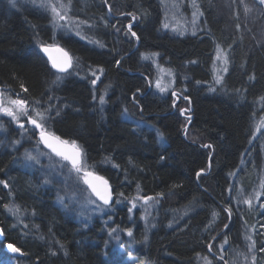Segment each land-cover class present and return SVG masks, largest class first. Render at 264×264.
<instances>
[{
    "label": "trees",
    "instance_id": "16d2710c",
    "mask_svg": "<svg viewBox=\"0 0 264 264\" xmlns=\"http://www.w3.org/2000/svg\"><path fill=\"white\" fill-rule=\"evenodd\" d=\"M78 1L67 3L70 17L87 22L81 28L83 39L55 28L44 13L40 22L39 18L32 19L37 12L34 7V12L27 7L10 11L11 17L0 15V79H11L15 93L23 85L26 93L32 94L24 96L33 101L42 86L51 87L52 77L48 75L56 73L47 65L29 29L37 32L40 27L47 38L44 43H57L72 54L79 76L52 86L55 95L63 97L59 103L61 115L53 117L57 121L52 123V130L63 139L69 135L79 140L93 171L108 180L114 194L111 212L94 216L89 225L76 223L50 202L53 188H46L38 168L33 172L20 162V149L15 151L13 144L11 149H4L0 144V180L9 184L8 188L0 184V264H201L203 259H212L207 244L219 230L220 245L225 238L228 241L224 256L228 264L234 260L251 264L252 256L256 264H264V252L259 250L264 247V209L259 207L264 195L259 202L253 200V208L243 204L240 211L246 219L241 227L255 241L251 252V241L246 244L240 232L241 221L231 225L219 201L232 174L238 194L262 191L264 148L259 150L254 143V127L264 119V40L259 39V32L264 34V7L250 0L254 12H249V19L254 24L247 28L241 7L237 20L217 18L211 0H195L202 13H198L196 31L170 36L163 29L164 6L160 0H118L121 11L130 10L137 17L133 30L140 43L132 48L134 41L125 35V20L107 16L99 0H85L98 3L92 5L93 10L101 9L96 17L103 23L93 18L92 29L87 24L93 10L76 12L72 5ZM27 15L31 16L24 20ZM93 39L103 47L99 44L96 49ZM217 46L229 57L222 84L215 83L211 69ZM143 50L160 53L159 62L174 75L173 86L189 97L190 123L186 124L183 117L186 122L182 126L171 112L170 92L166 96L151 90L140 94L146 89L144 78L137 73L144 69V62L139 60ZM177 65L181 67L177 69ZM99 69L103 73L94 86L92 72ZM251 76L255 79L250 80ZM132 94L138 105L135 119L128 116L134 106ZM100 95L105 97L103 105L98 101ZM186 125L187 138H183ZM260 132L264 135L263 129ZM12 133L11 138L15 135ZM193 133L212 145L211 155L209 148L194 144ZM208 159L209 171L197 179L196 173L207 169ZM64 179L57 180L63 187ZM137 195H151L155 200L143 207L137 201L140 207L129 213V201ZM3 200L12 201L24 214L13 215L2 205ZM112 229H116L113 237L109 236ZM127 229L133 236L127 235ZM116 237L119 248L113 243ZM7 242L19 247L24 255H12L5 249ZM237 252L244 253L247 260L237 257Z\"/></svg>",
    "mask_w": 264,
    "mask_h": 264
},
{
    "label": "snow or ice",
    "instance_id": "6c2138e0",
    "mask_svg": "<svg viewBox=\"0 0 264 264\" xmlns=\"http://www.w3.org/2000/svg\"><path fill=\"white\" fill-rule=\"evenodd\" d=\"M257 4L261 7H264V0H256ZM104 3L107 4L108 0H104ZM13 5L15 6V0H13ZM40 7L49 10L52 16L53 24L56 25L57 21H64L65 24L69 22V17L67 16V7L64 4L63 0H42ZM248 9L246 8V11ZM108 14L111 16L112 10L111 5L108 6ZM198 13L194 12L193 16L195 17ZM202 15V13H199ZM122 16H130L133 21L137 19L136 15L132 12L128 13H121ZM103 19V18H102ZM82 23H87L82 22ZM108 21L105 20V26H107ZM59 27H63L64 25H56ZM91 27V26H90ZM112 27H116L115 25H112ZM165 28L168 27L167 24L164 25ZM133 25L132 23H129L127 25V29L125 31V35L128 36L130 34V38L134 37L136 40H139V37L137 36V33L132 30ZM116 31H120L119 28L116 29ZM79 34V33H77ZM95 43L100 44L99 41H96ZM101 47H103L102 44H100ZM41 50L47 55L48 60L51 63V67L56 70L57 73H67L71 74L70 70L74 69L73 64V57L62 47H60L56 43L47 44V43H41ZM53 53H56L54 55ZM158 55L156 53H153L151 55L149 54H142V58L147 60L151 59L153 56ZM215 59L220 62L222 67L218 70L217 75L215 77V83L216 84H222L224 80V76L222 73L228 72V64H229V57L227 54L223 53L222 49L217 46L216 50V57ZM120 61L117 60L116 64L119 65ZM101 74L103 73V69L98 70ZM92 75L95 77V79H92L91 83L93 85L96 84L97 80L100 79L99 75L94 71L92 72ZM62 77L60 75L56 76V81H60ZM250 80H254L255 77L251 76L249 77ZM199 84L200 82L197 81ZM155 87L159 90L161 93H165L168 91V87L162 84L160 79H157L155 81ZM21 89L25 92L28 91L27 88H25L23 85H21ZM212 91H215V88L211 89ZM139 92V89L137 90ZM173 97H179L177 96V93L175 91L172 92ZM51 99V98H50ZM93 99L96 100L97 97L93 95ZM136 97L135 94L133 95V100L135 101ZM183 99L189 100V97L184 96ZM261 100H264V97H261ZM98 101L100 105H103L105 103V97L104 95H100L98 97ZM190 102V101H189ZM173 106H175V100L173 102ZM190 110L188 109H181L180 114L181 116H186V119L188 122H191V116L186 115ZM127 112V109H125V113ZM0 114L3 116H7L11 119L12 122H15L18 127L25 131H31L33 135L38 136V144L43 145L44 148L48 149V152L41 153L43 155H48L49 158L58 157L60 160L65 162L61 165L62 168H69V174L75 173L77 176V179H83V183L87 185L88 189L91 190V194L96 197V200H90L91 203L96 204V207L98 210L103 211L104 206L111 205L113 201V191L111 186L109 185L108 180H106L103 176L97 175L95 172L88 169L86 162L84 160V153L81 148V146L77 143L75 140H68L63 139L61 136L56 135L54 132H52L48 125L53 119V106L49 104L47 107H44L40 101H34L32 104H29V102L25 99H22L17 94L16 98H12L10 94H8L4 89H0ZM61 110L57 109L55 111V116H60ZM25 123L31 125V129L25 128ZM2 127V125H0ZM139 127V125H137ZM261 128H264V120L260 122L259 125H257L256 131H260ZM185 134H187V127L184 129ZM160 137L163 138V134L159 133ZM16 143H19V141H16ZM202 147L205 148H212L211 144L203 145ZM26 159L29 161H34L36 164L40 163L39 155H32L31 153L26 152L25 153ZM163 159V157H161ZM70 166V167H69ZM204 170L201 169L199 172L196 173L197 178H199L203 174ZM50 181L45 178L44 183H49ZM0 184H3L4 188H8L9 184L7 181L0 180ZM262 191L254 192L253 194H250L248 196H244L243 192L241 191L238 196L230 195L229 204H231L232 200H235L236 203L247 205L249 209L253 208V200L259 202L260 196L264 195V182L260 185ZM137 191L139 192V185H137ZM230 194L232 193V187H229ZM119 196H124V193H119ZM162 195V194H158ZM155 200V197L152 196H140L137 195L135 198L130 200L131 207L128 208V212L132 213L133 209L137 207V201H142V207L149 204V201ZM99 201L100 203H97ZM119 202V201H117ZM5 209L12 213L13 215H16L19 212V208L15 206L14 204H6L4 205ZM259 207L261 209H264V202L259 203ZM224 211L228 214V217L230 218L232 215V207H226ZM216 213H213V217H215ZM25 228L28 227L27 224L24 225ZM228 226L225 225V228ZM261 227H264V225H261ZM3 230H0V234H2ZM127 235L129 237L133 236V232L131 229H127ZM116 229H112L109 235H112V233H115ZM117 241L119 240V237H116ZM251 241V244L249 245L248 251L251 252L253 248L255 247V241L251 239V237L247 238ZM228 243L227 239L225 238L223 244L219 245V256L218 259L223 261V264H228V261L225 260V245ZM121 248H123V245H120ZM7 248L12 253H18L20 255H24V253L21 251L19 247L14 246L13 244L9 243L7 244ZM209 251L212 250V245L210 244L208 246ZM260 251L264 252V247H261L259 249ZM55 254V253H53ZM131 255V253H129ZM215 257V254H213ZM236 256H244V259L247 260V256L244 253L237 252ZM205 264H212L210 260H205ZM233 264H237V261L234 260ZM251 264H256V257H251Z\"/></svg>",
    "mask_w": 264,
    "mask_h": 264
},
{
    "label": "rangeland",
    "instance_id": "374dc122",
    "mask_svg": "<svg viewBox=\"0 0 264 264\" xmlns=\"http://www.w3.org/2000/svg\"><path fill=\"white\" fill-rule=\"evenodd\" d=\"M231 1H233L232 2V6H231V3H230V0H211V2H210L211 6H214V4H215L214 14L216 15V17L219 18V17L228 16L229 19L231 18V20H233V19L237 20L238 19L237 13L238 14L241 13V11L239 10V8L241 7L242 8L243 22H245L246 27L249 28V25L253 26L254 23H252L251 20L249 19L250 18L249 12L250 11L254 12L252 10L251 6H249L250 0H239V1L238 0H231ZM12 2H13V0H12ZM18 2L19 3L20 2H25V4L26 3L27 4H32V6L35 9H39L40 10L39 6H40L42 0H15V5ZM63 2H64V4L66 5V7L68 9L67 10V16L69 17V15H70V5L67 3V0H63ZM87 2H85V0H80V1L77 2V4L72 5V7L74 8V10L76 12H81L82 10H83V12H86L88 9L93 10L92 9V5L95 6V7H96V5H98V3H95L93 1H91V2L87 1ZM117 2H119V1L118 0H108V3H110L111 8H112V14L110 16L112 18H114L115 14L118 13L119 11L122 12L121 8L117 7ZM160 2H161V5L164 6L165 22L163 24V29L165 31H167V32H170L172 34L170 36H173V35H177V36L181 35L182 36V35H186V34L190 35V33H193L194 31H196V29H197L196 25H197V23L199 21V15L197 14L194 17L193 13L194 12L199 13V11L197 9V4H195V0H160ZM101 3L103 4V7H104V9L107 12L106 15L109 16V14H108V6H109V4L107 3V5L105 6L104 0H101ZM233 3H234V9H233ZM246 8L248 10L244 11V9H246ZM97 9L98 10H96V11L95 10L92 11V14H90L91 17L89 16V20H91V21H90V23L87 24V26L88 27L91 26L92 29L94 27L93 23L95 22V20H93V18H95L97 20V23L101 22V20L96 17V15L100 16L99 13L101 12V9H99V8H97ZM104 17H105V15H104ZM115 18H117V16ZM136 20L132 21V18H131L132 22L131 21L130 22L133 24V23L136 22ZM101 23H103V22H101ZM61 24H63L64 26L63 27L56 26V25H61ZM165 24L168 25L167 28L164 27ZM56 25H55V28H57L58 30L61 29L63 31H67V32H70V33L74 32L75 34L82 33L81 28L83 26V23H80V21H78L75 17H69V22L67 24H65L64 21H57ZM247 34H250L249 30L247 31ZM259 35L261 36V37H259V39L262 38V41H263L264 40L263 31H260ZM251 37H252L253 40H255L256 36H254V35L252 36L251 35ZM96 41H98V40H94L93 39L94 44L95 45H99V44L95 43ZM117 41H120V38ZM50 44H52V43H50ZM153 53H155V52H151V51L148 52L149 55H151ZM156 54H158V55H155L151 59H147V60L143 59L142 57H139V60L144 62V65H143L144 69L142 71H138L137 73H139L142 76V78H144L145 83H146L145 91L144 92L140 91V93H147L150 90L152 92H155V93L159 94L160 96L161 95L162 96H164V95L166 96V95H168L167 94L168 92H170L172 94V92H173L172 90H174L176 93H180V92H178L177 89L173 88L174 87L173 86L174 85V81H173V76L174 75L171 74V71H168V69L165 66L161 65V63L159 62L158 58H159L160 53L156 52ZM215 57H216V52H215V55L213 57L214 59H213L212 68H211L214 78L216 77L218 70L222 67L220 62L217 61L215 59ZM180 67L181 66L177 65V69H179ZM144 71H146L148 74H146V72H144ZM95 72L100 77V74H98V70H95ZM94 79H95V77H94ZM157 79H160L162 84H164L165 86L168 87V91L167 92L161 93V92H159L158 89H156L155 81ZM98 81L99 80H97V82ZM171 98H172L171 99V101H172L171 103H172L173 112L178 117V120L180 121V124H182V126H184V123L186 121H185L184 118L182 119L183 116H181L180 110L181 109H186V107H188L189 104L186 105L187 102L186 101L184 102V99H182V101L179 100V102H177L178 101L177 97H173L172 96ZM174 100H175L176 107L175 106L173 107ZM131 105H134V106L129 109L128 113L130 112L131 114L129 113L128 116H129L130 119H135V117H136L135 113H136V111H138V105L135 104L134 100L131 102ZM0 117H1L0 125H2V127H0V132H3V133L5 132V130H4L5 129L4 121L10 122V123H12V125H14L15 127L19 128L18 125L15 122H12L9 117L3 116L2 114H0ZM191 119H192V116H191ZM262 120H264V119H262ZM261 121L259 120L256 123L255 127H254V132H255V134H254L255 135L254 136V143L256 145L258 143L257 146H259V150L264 148V135H263V132L256 131L257 125H259ZM188 123L189 122L187 120L186 124H188ZM140 124H141V122H140ZM27 125L28 124L25 123V126H27ZM185 127H187V125ZM261 129H263V131H264V128H261ZM192 139H193L194 144L199 145L203 149H206L205 147H202V146L206 145L207 143H205L203 141L202 136L200 134H198V133L194 134L193 133ZM212 149L213 148L209 149V151H208L209 155H211L213 153ZM28 151H30L28 153H31L34 156L39 154V153H37L39 150L36 147H33V149L30 148ZM44 151L48 152L47 150H43V152ZM261 153H262V160L264 162V150H262ZM55 158L56 157H54V156L52 158V160L54 161L53 164H49L47 162L42 164L43 171H47V172H42V174H43L42 177H44L43 179L47 178L50 182L53 181L51 179H54V180L60 179L61 180L62 178H65L64 181H67V180L71 181L72 189L69 186V184H66L64 187L63 186L60 187V189L64 188V189H61V190L64 191V193H63L64 194L63 202H65V204H66L67 200H69V199H75V198L78 199L79 204H77V205L81 206V209L83 211H85L87 213V215H89V218L94 213H98L99 215H104V214H107V213L111 212L110 206H104V210L103 211L98 210L97 207H96V204H93V203L90 202V200H95V198L88 191L87 185L83 183V179H79L78 180L75 173L69 174V168H62L61 167V165L64 164L65 162L61 161L58 158H56V159ZM39 159H40V156H39ZM29 163L36 164L34 161H29ZM41 163H43V162H41ZM41 163H39V164H41ZM39 164H37V165H39ZM262 174H264V168H263ZM262 178H263V176H262ZM43 183H44V181H43ZM44 184H46V183H44ZM57 188H58V192H61V190L59 191V187H57ZM59 200H62V198L59 197ZM137 206L140 207L139 204H137ZM72 211H74L76 214L80 213V209L79 210H72ZM228 222H230V221H228ZM215 230L217 231V229H215ZM219 231L221 232V230H219ZM241 231H242V233H241L242 234V238L245 239V243L249 244V240L247 239L249 237V234H250L249 231L246 232V230H244V228L240 227V232ZM220 232L217 231L215 233L216 237H213L214 239L212 238L211 241H209V244H207V250H209L208 246L210 244L212 245L213 249H215L216 247L219 249V245L221 243L220 240L222 239V238H219L220 234H221ZM224 258H226V257H224ZM205 260L206 259H203V263L204 264H205ZM225 260H227V259H225ZM222 264H223V262H222Z\"/></svg>",
    "mask_w": 264,
    "mask_h": 264
},
{
    "label": "bare ground",
    "instance_id": "6f19581e",
    "mask_svg": "<svg viewBox=\"0 0 264 264\" xmlns=\"http://www.w3.org/2000/svg\"><path fill=\"white\" fill-rule=\"evenodd\" d=\"M100 2H101V0H99ZM9 2H10V4L6 1V0H0V15L3 17V18H5V17H11V14L12 13H10V11L11 12H15L16 10H20V9H27V7H29L31 10H33V12H34V8H33V6H32V4H25V2H18L15 6L13 5V2H12V0H9ZM107 4H105V6H106ZM40 7V6H39ZM13 9V10H12ZM37 12H34V15H33V17H31L32 19L33 18H35V19H38L37 21L38 22H40L41 21V19H42V13H44L45 15H46V17H48V21H51L52 22V16H51V13H50V11L49 10H46V9H44V8H42V7H40V10L39 9H35ZM128 10V9H127ZM128 12H130V10L129 11H126V10H124V11H122V12H118V13H116L115 14V17L117 16V18H119V19H123V20H125V27L127 28V25L129 24V23H131L132 21H131V17L130 16H122L121 15V13H128ZM29 16H31V15H27V17L26 18H24V20L25 19H27V18H29ZM70 17V16H69ZM130 19V20H129ZM29 20V19H28ZM131 21V22H130ZM53 23V22H52ZM26 24H28V23H26ZM54 25V24H53ZM133 25V28H134V23L132 24ZM29 26V25H28ZM55 26V25H54ZM30 27V26H29ZM42 27H43V22H42ZM41 27V28H42ZM117 28H119L118 26H116ZM34 29H32V30H30L29 29V31H30V34L32 33L35 37H36V43L39 45V49H41V43H44L46 40H47V38L45 37V35H44V33H42V31H39L40 30V27H38V29H37V32L35 31H33ZM133 30V29H132ZM39 31V32H38ZM134 31V30H133ZM70 33V32H69ZM73 35H75V36H77L79 39H83V35H82V33H79V34H75L74 32H71ZM129 36H130V34H129ZM138 36V35H137ZM131 40H133L134 42H133V45H134V47H132V48H135V47H137V45H139V43H140V40H136V38H134V37H131ZM51 42V41H50ZM50 42H48V43H50ZM57 44V43H56ZM59 45V44H58ZM59 46H62V45H59ZM63 47V46H62ZM96 49H99V46L98 45H95L94 46ZM64 48V47H63ZM68 53H69V51L66 49V48H64ZM145 50H147V49H145ZM145 50H143L142 52V54H148V52H146ZM41 51V50H40ZM130 52V51H129ZM129 52H127V54L129 53ZM42 54V53H41ZM70 54V53H69ZM141 54V55H142ZM71 56H72V54H70ZM43 56V58H44V60L46 61V63H47V65L49 66V68L50 69H52V71L54 72V73H56V75L55 74H53V73H49V77L51 78V81H50V84H51V87H50V85L48 84V87H45V86H42L43 87V89H42V92H41V94L39 95V96H37L35 99V101H40L41 102V104L44 106V107H47L49 104H51L52 106H53V117H56V118H59V116L57 117V116H55V111L57 110V109H59V110H61L62 108V105H60L59 103H61V100H62V95H55L56 94V91H54L53 89L55 88V87H52V86H54V84L57 86V85H60L62 82H64V81H66L67 79H69V81L73 78V77H78L79 75V71L77 70V68L76 69H72V70H70V72H71V74L69 75V74H67V73H57L56 72V70L55 69H53L52 67H51V63H50V61L47 59V57L46 56H44V55H42ZM73 57V56H72ZM142 57V56H141ZM98 74H100V72L98 71ZM57 75H60L61 77H62V79L60 80V81H56V76ZM100 78H101V74H100ZM100 80V79H99ZM13 81L11 80V79H6V78H1L0 79V89H4L8 94H10L11 96H12V98H16V96H17V94L19 95V97L20 98H22V99H25V100H27L28 102H29V104H32V102H34L32 99L31 100H28L25 96H24V94L26 95L27 93L25 92V91H23L22 89H21V87H19V88H17V90H16V92H18V93H15V92H13L14 91V89H13V85L11 84ZM95 86V85H94ZM5 87V88H4ZM173 88H175V87H173ZM176 89V88H175ZM172 91H174V90H172ZM24 93V94H23ZM138 94H139V92H138ZM140 94H142V95H144L145 93H140ZM27 95H32L31 93L30 94H27ZM28 96V97H29ZM177 96L179 97V99H178V101L177 102H179V100H180V98L181 99H183V97H184V95L183 94H180V93H177ZM51 98V99H50ZM131 98H133V94H132V96H131ZM185 100V99H184ZM132 101H133V99H132ZM186 102H188V104H190L191 102H189L190 100H185ZM135 102V104L137 105V102L136 101H134ZM174 107V106H173ZM175 107H176V104H175ZM186 109H188V110H190L191 111V109L189 108V107H186ZM173 111V109L171 110V112ZM190 111L188 112V114H186V115H191V113H190ZM192 116V115H191ZM185 119H186V116H183ZM182 117V118H183ZM0 121H1V117H0ZM57 120L56 119H52V121L50 122V124L48 125V127H49V129L53 132V130H52V123L54 124L55 122H56ZM10 122H7V121H4V126H5V132L3 133V132H0V144H1V148H4V149H9L10 148V146L13 144L14 145V148H15V151H16V148H19L20 149V151H19V153H21L23 156H21L20 158H21V160L22 161H20V162H22V164H24L27 168H29V169H31L33 172H35L36 171V169L38 168V171H39V173H41L42 174V172H47V171H43V166H42V164H44V163H49V164H53V160H52V158H49V156L48 155H43V154H41V153H45V151L43 152V150L42 149H44V147H43V145H40V144H38V136L37 135H33L32 134V132L31 131H25V130H22V129H19V128H17V127H15L14 125H12V123H10ZM25 128L26 129H31V126L28 124L27 125V127L25 126ZM12 132H14L15 133V135H14V137H10L11 135H13V133ZM182 135H183V138L185 137V138H187V135L185 134V131L182 133ZM67 139L68 140H75V141H77V143L80 145V143H79V140H77V139H75L74 137H71V136H69V135H67ZM16 141H19V143H16ZM33 147H36L39 151L37 152V153H39L38 155L40 156V161L41 162H43V163H41V164H39V165H37V164H32V163H29V160H27L26 159V157H25V153L26 152H30V151H28L30 148H32L33 149ZM82 148V147H81ZM11 149V148H10ZM13 149V148H12ZM83 150V149H82ZM6 153V152H5ZM83 153H84V160H85V162H86V165H87V167H88V169L89 170H91V171H93V169L91 168V165H90V161H87V159H86V155H85V151L83 150ZM12 155V154H11ZM42 158V159H41ZM56 159V158H55ZM56 161V160H55ZM209 167V168H208ZM210 163H209V159L207 160V169H203L204 170V172H203V174H207V172L209 171V169H210ZM94 172V171H93ZM96 173V172H95ZM97 175H100V176H103L102 174H98V173H96ZM202 174V175H203ZM233 174L231 175V178L229 179V185H227L226 186V189L225 190H223V192L219 195L220 197H219V201L221 202V204H222V207L223 208H226V207H229V206H231L232 207V209H233V211H232V215H231V217L229 218L228 217V214H226L227 215V220L228 221H230V223H231V225H232V223H234V222H240L241 221V223H239V225H240V227L242 226V222H243V224H244V222H245V218L243 217V213L240 215V211H241V207L243 206V204H237L236 203V201L235 200H232L231 201V204H229V199H230V195H233V196H238V192H236V191H234V188H235V186H236V184H235V182H234V178H233ZM104 177V176H103ZM53 178V177H52ZM105 178V177H104ZM196 178H197V176H196ZM198 179V178H197ZM51 180H53L52 182H49V183H46L45 185H46V188H53L52 189V193L50 194L51 196H49V198H50V202H52V204L54 205V206H58L59 207V209H61L63 212H64V214H66L67 216H71L74 220H76V223H78V224H81L82 226H85V225H89L90 224V220L91 219H93L94 218V216H97V215H99L98 213H94L92 216H90V218H89V215H87V213L85 212V211H83L82 209H81V206H78L77 204H79V201H78V199H69V200H67V202H66V204H65V202H63V196H64V191H62L61 189H60V187H62L61 186V184H59L58 182H57V180H54V179H51ZM64 183H66V184H68V183H71V181L70 180H67V181H64ZM232 187V193L230 194V192H229V187ZM57 187H59V191L61 190V192H58V188ZM59 194V195H58ZM59 197H61L62 198V200H59ZM93 197H94V195H93ZM95 198V197H94ZM143 203V202H142ZM149 203H152V201H150ZM6 204H13V202L12 201H9V202H5V200H3V202H2V205H6ZM246 207V206H245ZM136 208H138V206L136 207ZM80 209V213H78V214H76L74 211H72V210H79ZM19 214H21V215H23L24 214V211H20L19 210V212H18ZM65 215V216H66ZM105 215V214H104ZM103 215V216H104ZM99 216H101V215H99ZM101 222H102V225L103 226H105L104 227V230H106V231H108L109 232V227H108V225H104L103 223H104V221H102L101 220ZM227 225V224H226ZM225 227V226H224ZM223 227V228H224ZM127 233V232H126ZM114 234H116V232L115 233H112V235H109V236H111V237H113V235ZM126 235V234H125ZM113 243H115L114 244V246L115 247H117V245H116V243H117V239H114L113 238ZM117 248H119V247H117ZM121 249V248H120ZM120 249H118V250H120ZM215 249L217 250V251H215ZM215 249H213L212 248V250H211V252L208 250V253H210V255L211 256H209V259L212 257V259H214L215 261H213L212 259L210 260L211 262H212V264H222V262L223 261H221V260H219L218 259V256H219V249L216 247ZM213 254H215V257H214V255ZM200 262H198L197 264H199ZM201 264H204L203 263V260H202V262H201Z\"/></svg>",
    "mask_w": 264,
    "mask_h": 264
},
{
    "label": "water",
    "instance_id": "95a60500",
    "mask_svg": "<svg viewBox=\"0 0 264 264\" xmlns=\"http://www.w3.org/2000/svg\"><path fill=\"white\" fill-rule=\"evenodd\" d=\"M60 47H62V46H60ZM63 48V47H62ZM41 50V49H40ZM41 53H42V55H44V56H46L47 57V55L41 50ZM54 55H56V53H53ZM47 59H48V57H47ZM31 126V125H30ZM32 127V126H31ZM88 190H90V189H88ZM90 192H91V190H90ZM148 196H151V195H148ZM95 197V196H94ZM153 197V196H152ZM113 198H114V195H113ZM95 199H96V197H95ZM99 202V201H98ZM142 202V201H141ZM150 202V201H149ZM100 203V202H99ZM0 236H1V234H0ZM7 247V246H6ZM13 255H20V254H18V253H13Z\"/></svg>",
    "mask_w": 264,
    "mask_h": 264
}]
</instances>
